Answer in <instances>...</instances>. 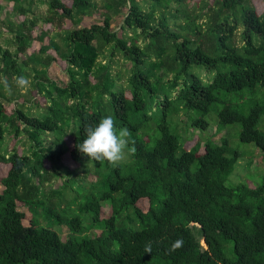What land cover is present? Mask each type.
Instances as JSON below:
<instances>
[{"label":"trees","instance_id":"obj_1","mask_svg":"<svg viewBox=\"0 0 264 264\" xmlns=\"http://www.w3.org/2000/svg\"><path fill=\"white\" fill-rule=\"evenodd\" d=\"M2 1L0 264H264V6L102 0L80 27L92 0ZM57 57L66 82L48 74ZM109 115L136 149L117 166L77 148Z\"/></svg>","mask_w":264,"mask_h":264},{"label":"clouds","instance_id":"obj_2","mask_svg":"<svg viewBox=\"0 0 264 264\" xmlns=\"http://www.w3.org/2000/svg\"><path fill=\"white\" fill-rule=\"evenodd\" d=\"M7 88V80L3 81ZM15 84L18 88L27 90L30 87L31 81L24 75L15 77ZM130 132L127 128L117 130L112 116L101 118L96 124H90L84 128V139L82 143L77 145L80 153L87 156L89 159L104 162L106 161L112 166H117L125 159L126 154L134 155L136 149L134 146L129 147ZM183 240H175L169 252L175 251L182 247ZM145 253L152 252L151 242L145 244Z\"/></svg>","mask_w":264,"mask_h":264},{"label":"rangeland","instance_id":"obj_3","mask_svg":"<svg viewBox=\"0 0 264 264\" xmlns=\"http://www.w3.org/2000/svg\"><path fill=\"white\" fill-rule=\"evenodd\" d=\"M37 1H39V0H33V2L38 5L36 12L43 13L45 11V7H46V5L43 4L44 0H40L41 3H37ZM92 1L97 5L95 13L93 14L92 17H89V18L83 17V18H81V22L79 24L80 27H82V26L89 27V26H91L93 24H99L102 21V18H101L102 15L101 14L104 12V8L101 7L102 0H92ZM0 2L3 3L2 0H0ZM61 2L63 4H65L66 6H69L71 4L70 0H61ZM251 3L256 6L257 12H261L262 11L263 6H264L263 5V0H253V1L251 0ZM5 7H6V5H5ZM10 8H11V3H9L7 5L6 10H10ZM14 20L20 21V20H22V17L16 16V17H14ZM121 20H122L121 17L114 18L113 21H112V24H111V29L114 30V31H118L119 26H120L119 22ZM72 25L73 24L71 22H69L68 20L67 21H63V28L64 29L70 28V27H72ZM42 28L45 29V30L48 29L50 31H55L53 29V27H51L50 25H46V24H42ZM56 30H58V29H56ZM44 40H46V39H44ZM43 42H45V41H43ZM31 49H38V44H37L36 41L32 44ZM64 67H65L64 62L60 58L57 57L56 60L51 63V65H50V67L48 69L49 76H51L53 78H57V79H59V80H61L63 82H66L67 75L65 73ZM202 72H203V75H205V72L204 71H202ZM202 72L200 74H198L201 77L203 76ZM211 118H212V116L207 117L208 120L211 119ZM212 131L215 132L214 131V125H213V130ZM196 132L197 131H195L193 133L192 137L187 141V143H186L187 147L186 148L191 147L194 144V142L198 139V134H196ZM222 133L223 132L217 133L218 134L217 137L220 136ZM65 157H68V156L66 155ZM64 163H65L66 166H69V169L72 170V172H74L75 175L77 174L79 177L80 176L84 177L85 178L84 180L86 182H90V181H92L94 179V176L91 175V174H89V175H87V177H85V175L81 172L82 171V167L77 165V164L72 163L71 161H69L68 158H64ZM255 164H257L256 161H255L254 165ZM8 169H9V165L0 164V178L6 175ZM136 206L141 211L145 212L147 210V208H148L147 199H140L136 203ZM18 209L23 211L24 214H25L23 223L25 225L29 224V219H30L31 215H30L28 209L25 206H23L22 204H18ZM107 212H108V208H104L102 210V213H103L104 216L107 214ZM60 234H61V237L64 239V237L66 235L65 234V229H62Z\"/></svg>","mask_w":264,"mask_h":264}]
</instances>
